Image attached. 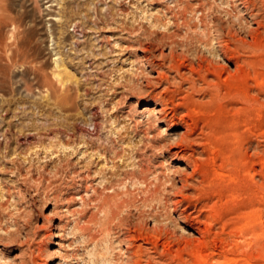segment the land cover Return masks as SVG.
Listing matches in <instances>:
<instances>
[{
	"label": "rangeland",
	"instance_id": "1",
	"mask_svg": "<svg viewBox=\"0 0 264 264\" xmlns=\"http://www.w3.org/2000/svg\"><path fill=\"white\" fill-rule=\"evenodd\" d=\"M234 3L0 0V264H125L128 227L109 213L122 200L131 204L118 209V219L171 227L190 240L165 252L164 261L151 244L134 242L131 264H147L152 255L150 264H264V204L254 219L252 189L221 208L224 215L242 210L238 226L247 235L217 225L202 246L164 203L171 195L166 179L182 165L166 157L161 143L175 131L159 120L160 105L151 104L168 84L147 83L166 71L178 84L164 58L171 51L212 57L216 28L243 10H233ZM261 121L250 126L263 145Z\"/></svg>",
	"mask_w": 264,
	"mask_h": 264
},
{
	"label": "bare ground",
	"instance_id": "2",
	"mask_svg": "<svg viewBox=\"0 0 264 264\" xmlns=\"http://www.w3.org/2000/svg\"><path fill=\"white\" fill-rule=\"evenodd\" d=\"M238 6H241L243 10L235 11L236 17L232 14L233 18H236L235 22L227 21L226 27L216 28L218 33H215L217 35L214 37L216 47L209 48L208 44L205 45L208 46V53H211L212 57L201 53L197 56L195 54L194 59L192 57L189 59L188 53L187 55L181 52L177 54L170 50V54L164 56L168 58L166 67L176 71L178 84L175 86L169 82L166 71H157L155 81H147L153 86H158L161 82L168 84L158 93H154L151 97V104L160 105L157 110L159 120L163 121L166 129L175 131L173 137L168 136L166 142L161 143L166 150V157L182 165L181 169L173 170L177 172V175L174 173L175 177L173 174V177L168 176L166 179L171 195L163 201L168 202L166 205L173 212L179 213L185 227L197 233L193 239L197 246L204 245L205 237L215 231L217 225L221 232L239 230L242 236L246 234L245 230L238 226L239 221H242L241 209L232 212L233 215L222 213H225L227 207L221 212L224 209L222 205L227 206L229 199L244 200L247 197L246 193L252 189L249 195L253 194L256 199L254 210L253 205L250 206L254 211V219H259L260 203L264 204L260 202L263 201L260 200V194L264 187V144L262 145L263 142L257 139L259 132L255 133L253 125L250 126L253 120L258 121L259 124L260 120H264V3H256L254 0H235L232 9H238ZM230 12V10L229 13L227 12L229 16ZM198 41L203 40L199 38ZM189 51L191 52V49ZM146 59L148 60L147 57ZM230 64L233 65L232 69L228 68ZM184 83L187 84L186 87H182ZM144 108H147V103ZM154 121L156 123V119ZM254 126V129L259 127L258 124ZM263 135L261 133L260 136ZM140 150L141 148L138 152ZM140 171L143 173L145 170ZM128 172L133 174L131 170ZM159 187L155 188L157 192ZM200 199L206 202L198 205L197 202ZM210 200L213 202L211 203ZM250 200L248 203L253 201V199L251 202ZM233 202L236 203V201ZM129 204L131 203L122 200L114 210L109 212L112 220H118L117 225L128 227L126 230L128 232L124 233L121 239L122 242L128 244L125 264H131L134 261L131 244L137 241L151 244L152 249L157 253V258L162 261L165 260V252L172 249L174 245L178 243L185 246L190 245L187 237L177 235L174 230L170 229L171 227L161 225L146 227L142 223L118 219V209ZM231 204L233 208L232 201ZM245 204L243 207L247 206ZM234 208L237 209L236 206ZM251 229L252 227L249 230ZM253 232H255V224ZM160 246L164 250L157 252ZM143 249L139 246V254L145 252ZM195 252L201 257L200 251ZM151 260H153V255L147 257L146 263L150 264Z\"/></svg>",
	"mask_w": 264,
	"mask_h": 264
}]
</instances>
